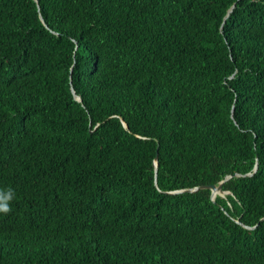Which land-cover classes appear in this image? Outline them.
I'll return each mask as SVG.
<instances>
[{"label":"trees","instance_id":"16d2710c","mask_svg":"<svg viewBox=\"0 0 264 264\" xmlns=\"http://www.w3.org/2000/svg\"><path fill=\"white\" fill-rule=\"evenodd\" d=\"M9 194L0 264H264V0H0Z\"/></svg>","mask_w":264,"mask_h":264},{"label":"water","instance_id":"95a60500","mask_svg":"<svg viewBox=\"0 0 264 264\" xmlns=\"http://www.w3.org/2000/svg\"><path fill=\"white\" fill-rule=\"evenodd\" d=\"M232 11V9L230 10V12ZM72 76V74H71ZM72 91L73 93L75 94V96L77 97L76 95V92H75V89L74 87L72 86ZM158 161H159V154L157 155L156 157V166L158 167ZM257 169V168H256ZM250 175V174H249ZM158 182V168H156V183ZM223 183L222 182L220 185H207V186H201V187H196V188H193V189H188L187 191H196L200 188H210L212 190V194H213V197H216L217 195H225L226 193H229V192H226L223 190ZM172 193H176V192H172ZM237 222L239 224H241L243 227L245 228H248V229H253L255 227H250V226H247L245 225L244 223H242L241 221L237 220Z\"/></svg>","mask_w":264,"mask_h":264},{"label":"clouds","instance_id":"9594fccd","mask_svg":"<svg viewBox=\"0 0 264 264\" xmlns=\"http://www.w3.org/2000/svg\"><path fill=\"white\" fill-rule=\"evenodd\" d=\"M13 198L11 194L0 197V214H7L11 211L10 202Z\"/></svg>","mask_w":264,"mask_h":264}]
</instances>
